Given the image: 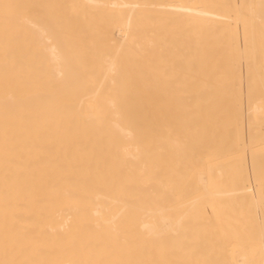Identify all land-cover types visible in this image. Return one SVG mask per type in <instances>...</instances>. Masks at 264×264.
Returning a JSON list of instances; mask_svg holds the SVG:
<instances>
[{"label":"bare ground","instance_id":"bare-ground-1","mask_svg":"<svg viewBox=\"0 0 264 264\" xmlns=\"http://www.w3.org/2000/svg\"><path fill=\"white\" fill-rule=\"evenodd\" d=\"M0 264H264V0H0Z\"/></svg>","mask_w":264,"mask_h":264},{"label":"rangeland","instance_id":"rangeland-1","mask_svg":"<svg viewBox=\"0 0 264 264\" xmlns=\"http://www.w3.org/2000/svg\"><path fill=\"white\" fill-rule=\"evenodd\" d=\"M242 66H243V64L241 63V64H240V68H241L240 70H241V71H243V69H244ZM242 83H243V82H242ZM242 85H243V84H241V88L243 89V88H244V85H243V86H242ZM243 90H244V89H243ZM242 102L244 103V104L242 103L243 108H244V105H245L244 99H243Z\"/></svg>","mask_w":264,"mask_h":264}]
</instances>
